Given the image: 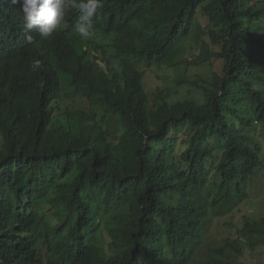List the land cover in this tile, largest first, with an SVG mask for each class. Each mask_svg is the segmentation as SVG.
Segmentation results:
<instances>
[{"label":"trees","instance_id":"1","mask_svg":"<svg viewBox=\"0 0 264 264\" xmlns=\"http://www.w3.org/2000/svg\"><path fill=\"white\" fill-rule=\"evenodd\" d=\"M19 9L0 0V264L264 252V0H101L89 38L69 9L31 43Z\"/></svg>","mask_w":264,"mask_h":264},{"label":"clouds","instance_id":"2","mask_svg":"<svg viewBox=\"0 0 264 264\" xmlns=\"http://www.w3.org/2000/svg\"><path fill=\"white\" fill-rule=\"evenodd\" d=\"M20 6L23 15V31L29 43L32 42L33 31L42 38L51 36L54 30L64 21L69 9H74L78 16L74 23V31L84 39L93 35V18L98 15L97 9L101 0H11ZM41 62L35 61L33 69H39Z\"/></svg>","mask_w":264,"mask_h":264},{"label":"rangeland","instance_id":"3","mask_svg":"<svg viewBox=\"0 0 264 264\" xmlns=\"http://www.w3.org/2000/svg\"><path fill=\"white\" fill-rule=\"evenodd\" d=\"M175 76H176V73L171 77V79H174ZM179 149L182 150V148H179ZM181 150H179V151H181ZM256 188L258 190L253 191V193H255L257 195H260L261 193H264V185L263 184L262 185H258L257 184ZM256 206H257L256 204H254L251 201H249L246 205L241 206V209H246L247 211L250 210V211H254L255 212V207ZM230 214H232V215H230ZM230 214L225 215V217L222 216L224 218H219L218 216L216 217L217 219L214 220V225H218V226L214 227V225H213V228H212L213 230L211 231V234L209 236L208 242L205 245L202 246L203 250L207 247V245H209L212 242H222L224 240L223 239L224 236H222V234L224 232L228 231V229L226 227H224L222 223L225 222L226 219L230 220L234 216H236V217L239 216V214L237 212L234 213V211L231 212ZM217 228L221 232H219ZM249 260H250V264H264V252L258 251V252L253 253L252 255L249 256Z\"/></svg>","mask_w":264,"mask_h":264}]
</instances>
